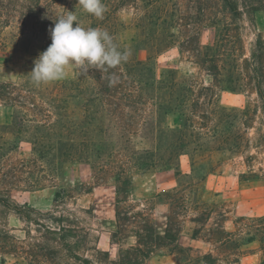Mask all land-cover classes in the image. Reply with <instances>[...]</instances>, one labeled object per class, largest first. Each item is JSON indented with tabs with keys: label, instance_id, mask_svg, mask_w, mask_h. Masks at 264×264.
Listing matches in <instances>:
<instances>
[{
	"label": "trees",
	"instance_id": "1",
	"mask_svg": "<svg viewBox=\"0 0 264 264\" xmlns=\"http://www.w3.org/2000/svg\"><path fill=\"white\" fill-rule=\"evenodd\" d=\"M139 1L102 0L107 11L101 20L86 13L78 0H0V51L12 50L19 60L28 58L27 64L33 65L19 81L0 83V105L13 109L12 123H0V165L10 154L27 151L31 155L25 160L27 168L48 171L49 176L72 162L88 164L100 175L110 172L117 184L119 233H132L136 238L135 246L122 251L118 264H147L155 253L166 250L177 254L180 264H239L247 255L244 248L253 243L259 244L264 255V216L229 231L224 225L226 213L217 210L201 188L214 172L213 153L245 156L247 165L263 155L259 170L264 172V131L254 126L259 109L222 107L214 95V89L239 93L251 82L264 110V39L258 38L245 58L243 40L233 23L224 22L221 29L216 16L211 23L217 35L201 47L195 33L179 29L188 18L178 13L177 4H173L174 10L170 8L173 0H142L147 1L144 6ZM220 2L225 19L231 15L234 21L264 11V0ZM129 5L139 13L135 26L138 47L161 53L182 42L193 48L197 61L213 77V86L198 88L193 77L176 70L159 72L153 56L141 60L133 55L121 42L124 24L118 17ZM68 11L77 15L82 27L108 31L121 51L130 52L129 59L107 70L77 68L73 79L37 86L30 73L52 43L50 29ZM113 74L118 82L110 86ZM170 117L177 119L175 125H169ZM183 156L190 159V173L181 171ZM172 170L179 187L163 194L170 213L166 230L160 234L145 210L126 206L129 173ZM251 172L247 178H256L255 171ZM57 203L52 212L32 209L47 224L40 217L23 216L45 227L50 240L76 264H93L76 251L87 246L91 228L60 196ZM0 204L16 208L1 195ZM178 216L194 225L191 241L202 240L214 246V252L180 246L183 231Z\"/></svg>",
	"mask_w": 264,
	"mask_h": 264
},
{
	"label": "rangeland",
	"instance_id": "2",
	"mask_svg": "<svg viewBox=\"0 0 264 264\" xmlns=\"http://www.w3.org/2000/svg\"><path fill=\"white\" fill-rule=\"evenodd\" d=\"M146 2L139 1L141 6ZM173 4H177L178 13L188 18L185 27L179 29L190 35L195 33L201 47L213 42L217 35V29L211 23L216 16L222 21L219 23L221 29L224 22L233 23V28L237 29L243 40L244 48L241 53L245 54V58L250 56L257 39H264V11L236 21L231 15H227L225 21L226 13L220 0H173L170 4L172 10ZM138 15L131 5L118 14L119 20L124 24L120 34L121 42L133 55L141 60L153 56L152 62L159 72L166 69L176 70L179 75L193 77L198 88L213 86V77L197 61L193 48L183 45L182 42L161 53H149L143 50L144 46L138 47L140 38L135 27ZM27 60L28 58L19 60L12 54V50L0 51V83L19 81L25 69L33 66L27 64ZM76 71L77 68L73 67L69 75L60 81L73 79ZM214 91L215 102L222 107L259 109L257 124L254 126L262 127L264 131V110H261L262 104L251 82L239 93L221 89ZM12 120L13 109L0 105V123L8 126ZM168 123L175 125L177 119L170 117ZM253 134L252 131L251 136ZM30 158L27 151H18L10 154L0 165V195L16 207L11 209L0 204V264H76L59 244L50 240L51 236L45 227L28 222L23 216L40 217L42 223L47 224L44 217L33 210L41 213L52 212L58 204V196L91 228L87 246L76 251L91 259L93 264L120 263L122 251L135 246L136 238L132 233H119L117 184L110 172L100 175L88 164L72 162L49 176L48 171L43 173L31 166L27 168L25 160ZM245 158L228 152L213 153L210 160L214 172L201 183V188L209 193L215 208L226 213L227 221L224 225L229 231L244 228L253 219L264 216V172L259 170L263 155L252 165H247ZM181 171H191L188 156L181 158ZM251 171H255L256 178H247ZM243 175H246L245 178ZM129 178L131 185L126 206L145 210L156 230L164 234L170 209L163 201V194L179 187L175 171H133L129 173ZM176 219L181 222L183 231L180 246L191 245L203 253L214 252L215 247L202 240L191 241L194 225L188 219L182 216ZM70 241L76 242V239ZM244 250L247 255L240 259L239 264H261L264 260L258 243L248 245ZM147 264L180 263L177 254L166 250L165 253H155L148 259Z\"/></svg>",
	"mask_w": 264,
	"mask_h": 264
},
{
	"label": "clouds",
	"instance_id": "3",
	"mask_svg": "<svg viewBox=\"0 0 264 264\" xmlns=\"http://www.w3.org/2000/svg\"><path fill=\"white\" fill-rule=\"evenodd\" d=\"M82 9L97 19H103L107 11L102 0H78ZM75 25V26H74ZM52 43L35 61L31 74L37 86L65 79L73 67L87 71L90 68L107 70L127 62L130 52L121 51L108 31L84 28L75 13L68 11L50 29ZM118 82L115 74L110 86Z\"/></svg>",
	"mask_w": 264,
	"mask_h": 264
}]
</instances>
